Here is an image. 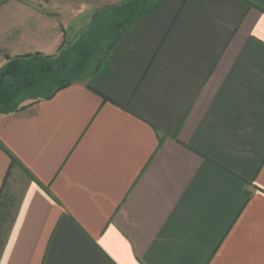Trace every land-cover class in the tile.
Wrapping results in <instances>:
<instances>
[{"label":"crops","instance_id":"0c3cea01","mask_svg":"<svg viewBox=\"0 0 264 264\" xmlns=\"http://www.w3.org/2000/svg\"><path fill=\"white\" fill-rule=\"evenodd\" d=\"M126 1L0 0V72ZM11 161L0 264H264V0H157L84 80L0 115V189Z\"/></svg>","mask_w":264,"mask_h":264},{"label":"rangeland","instance_id":"374dc122","mask_svg":"<svg viewBox=\"0 0 264 264\" xmlns=\"http://www.w3.org/2000/svg\"><path fill=\"white\" fill-rule=\"evenodd\" d=\"M128 1L130 0L126 2ZM111 8L100 10L91 19L82 15L73 20L71 24L73 28L68 30L69 35L66 41V46L69 45V53H66L67 61L65 63L62 61L59 67V80H84L91 73L106 44L101 42L94 51L86 49V44L90 42V34L97 30V21H99L98 24L102 22L105 12ZM111 28L115 30V27ZM77 66L83 68L80 77L77 76ZM56 68L57 65L51 66V62H42L37 59L30 62L15 61L10 67L4 68L0 72V115L9 106H20L26 101L45 98L51 92V87L45 82L44 76L48 72L51 74L54 70H58ZM6 179L7 189L15 196L21 195L29 183L26 173L18 167L13 169L11 174L9 172Z\"/></svg>","mask_w":264,"mask_h":264},{"label":"trees","instance_id":"16d2710c","mask_svg":"<svg viewBox=\"0 0 264 264\" xmlns=\"http://www.w3.org/2000/svg\"><path fill=\"white\" fill-rule=\"evenodd\" d=\"M156 1L157 0H130L118 6L112 7L105 12L104 19L99 24V21H97V30L90 34V42L86 44V49H91V51L97 49L101 42L106 44V47L101 57L97 60L93 70L100 65L104 55H106V53L111 49L113 43L121 32H123L132 22L149 13ZM111 27H115V30L113 31V28ZM79 42L80 41H78V43ZM66 44L67 42L63 43L61 53L57 57L43 58L42 60V62H51V66L57 65L56 69H58L51 72V74L48 72V74L44 76L45 82L51 87V92L45 97V99H50L56 92L73 83V81L59 80V67L62 61L64 63L67 61L66 53H69V45L66 46ZM77 70L79 71H77V76L80 77L83 72V68L77 66ZM39 100L40 99H36L20 106H9L2 114L5 115L22 110ZM13 165L14 162L11 161L9 172ZM7 176L5 177L0 189V252L3 249L7 235L11 230L19 206L17 198H15L14 194L9 192L6 187Z\"/></svg>","mask_w":264,"mask_h":264}]
</instances>
